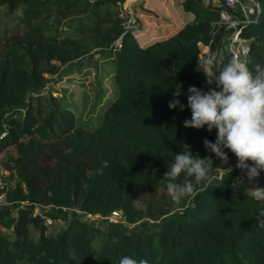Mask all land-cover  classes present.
Instances as JSON below:
<instances>
[{"label":"trees","instance_id":"trees-1","mask_svg":"<svg viewBox=\"0 0 264 264\" xmlns=\"http://www.w3.org/2000/svg\"><path fill=\"white\" fill-rule=\"evenodd\" d=\"M127 1L0 0V135L6 133L0 170L18 179L15 188L0 190L7 200L101 217L118 211L134 225L170 213L143 209L137 201L147 190L167 193L160 179L185 144L201 158L211 156L214 167L222 165L204 145L205 138L215 142L216 130L186 128L184 121L191 118L189 87H214L196 69L199 44L219 56L223 8L184 0L194 21L143 45L137 28L126 27ZM257 1L256 23L241 33L253 70L264 65V0ZM96 50H113L118 94L89 130L58 98L31 93L44 87L47 76ZM177 98L183 111L169 107ZM225 151L229 164L220 168L222 179L197 186L154 232H109L76 218L49 237L45 222L55 215L0 209V264H119L125 255L149 264H264V228L256 219L264 204L234 190L227 167L236 160ZM10 230L13 240L1 234Z\"/></svg>","mask_w":264,"mask_h":264},{"label":"clouds","instance_id":"clouds-1","mask_svg":"<svg viewBox=\"0 0 264 264\" xmlns=\"http://www.w3.org/2000/svg\"><path fill=\"white\" fill-rule=\"evenodd\" d=\"M198 72H202L209 87L207 91L191 86L188 89V107L191 118L184 121L186 128L203 129L209 132L216 130L215 142L205 138L206 149L222 161L229 164L225 149L237 157L234 166L239 168L242 176L233 181L238 189L247 181L244 189L246 196L257 202H264V186L253 185L264 171V65L257 64L255 69L237 55H232L225 62L216 54L206 59H198ZM181 95L177 90L175 97ZM184 105L177 98L169 102L175 109ZM249 161L252 163L250 164ZM221 165V166H222ZM221 166L214 167L211 156L201 158L194 154L190 146L185 144L183 152L175 153L167 172L160 183L165 185L167 195L175 203H179L195 194L197 186L211 185L222 179L219 175ZM225 168V167H224ZM230 173L233 167H227ZM264 207L256 217L259 226L264 228ZM119 264H149L145 258L125 255Z\"/></svg>","mask_w":264,"mask_h":264},{"label":"rangeland","instance_id":"rangeland-1","mask_svg":"<svg viewBox=\"0 0 264 264\" xmlns=\"http://www.w3.org/2000/svg\"><path fill=\"white\" fill-rule=\"evenodd\" d=\"M125 4L123 5L124 11H126ZM182 8L184 10L183 5ZM131 18H127V20ZM127 25H129V21ZM206 58V54H201V59ZM114 67L115 57L113 50H96L90 55L61 68L57 75L47 76L44 87L41 90L33 91L31 94L51 95L58 98L64 107L74 112L78 126L94 130L101 123L105 110L114 102L118 94L117 86L113 83L115 76ZM2 160L6 161L7 157L4 156ZM17 183L18 179L15 175L10 174L5 169L0 170V190L3 188L13 189L17 186ZM2 195L5 196L4 194H0V196ZM7 201L12 204L11 210L17 212L21 208H24L19 202ZM25 204L27 205V203ZM176 204L165 192H152L147 190L139 197L137 205L147 210L149 208L153 210L157 206L163 211L170 213L163 218H157L158 220L146 218L134 225L127 223L123 217L117 218L112 215L101 217L83 214L77 209L35 207L29 204L27 206H30L29 208H36V214L49 213L57 217L55 219L49 217L54 222L53 226L49 227L45 223L46 235L55 237L68 227L71 220L76 218L94 228L109 232L119 231L128 234L135 232H154L160 229L164 222L176 216L174 213ZM31 230L32 237L37 239L39 237L38 232L34 229ZM1 234L8 236L12 240L15 238L11 230L1 231Z\"/></svg>","mask_w":264,"mask_h":264},{"label":"crops","instance_id":"crops-1","mask_svg":"<svg viewBox=\"0 0 264 264\" xmlns=\"http://www.w3.org/2000/svg\"><path fill=\"white\" fill-rule=\"evenodd\" d=\"M200 4L204 6L212 5L214 7H223L224 0H198ZM184 0H128L125 4V10L130 13V17L134 18L137 22L138 33L137 36L143 41V45L149 44L153 41L167 38L182 27L190 24L194 21L195 17L191 13H187L183 10L182 4ZM203 53L210 55V49L204 48ZM219 58H223L226 62L231 58V51L229 47L224 43L219 51ZM205 76V75H204ZM206 79V77H205ZM206 85H208L206 81ZM210 86V85H208ZM215 86V85H212ZM232 153V152H231ZM233 154V153H232ZM236 162L234 163L233 181L243 174L239 168L234 166L237 163V157L233 154ZM251 161H249L250 163ZM230 174V170H227ZM258 184L263 186L261 182L253 181V185ZM248 187L247 181L241 185L235 191L245 193L244 189ZM264 204V202H261Z\"/></svg>","mask_w":264,"mask_h":264},{"label":"built area","instance_id":"built-area-1","mask_svg":"<svg viewBox=\"0 0 264 264\" xmlns=\"http://www.w3.org/2000/svg\"><path fill=\"white\" fill-rule=\"evenodd\" d=\"M223 11L221 13V22L218 24L225 28V33L222 38V43L229 47L232 55L239 56L242 60L247 61L250 55V45L248 41L241 37L242 30L245 26L256 23L257 16L260 13V5L257 0H224ZM136 27V21L134 18L129 20L128 29H134ZM202 54L204 48H209L199 44ZM210 49V48H209ZM6 133L0 135V139H4ZM252 162H250L251 164ZM264 186V171H261L260 177L257 180ZM22 207L27 208L25 203L19 202ZM12 204L9 203L5 196H0V209L11 210ZM113 217L122 218V213L115 211L111 214ZM46 225L53 226V220L47 218Z\"/></svg>","mask_w":264,"mask_h":264}]
</instances>
